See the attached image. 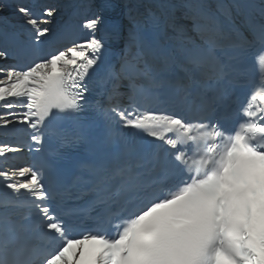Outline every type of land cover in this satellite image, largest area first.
I'll use <instances>...</instances> for the list:
<instances>
[{
  "label": "snow or ice",
  "instance_id": "6c2138e0",
  "mask_svg": "<svg viewBox=\"0 0 264 264\" xmlns=\"http://www.w3.org/2000/svg\"><path fill=\"white\" fill-rule=\"evenodd\" d=\"M0 264H264V0H0Z\"/></svg>",
  "mask_w": 264,
  "mask_h": 264
}]
</instances>
